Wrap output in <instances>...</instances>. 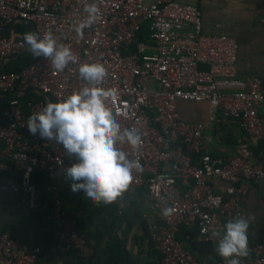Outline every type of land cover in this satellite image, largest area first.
I'll list each match as a JSON object with an SVG mask.
<instances>
[{
  "label": "built area",
  "instance_id": "obj_1",
  "mask_svg": "<svg viewBox=\"0 0 264 264\" xmlns=\"http://www.w3.org/2000/svg\"><path fill=\"white\" fill-rule=\"evenodd\" d=\"M92 2L0 0V191H17L21 209L29 214L40 208L38 175L65 180L75 158L62 145L33 136L27 120L46 106L43 94L58 102L86 86L78 74L81 64L102 63L108 75L101 87L109 93V106L122 128H137L142 134L138 151L121 146L144 169L134 174L125 194L143 188L149 197L140 212L162 264H226L221 257L199 258L177 235L181 226L195 227L199 241L216 243L211 230L222 231L238 216L250 227L254 218L243 213L241 200L252 181L264 179V167L254 159V146L264 138V119L258 113L264 103V78L238 75L236 39L206 31L197 5L180 0H95L100 15L80 36L75 26L86 19L84 8ZM22 21L41 36L51 29L76 60L59 73L42 57L20 70H4L12 61L9 57L28 51L23 34L13 28ZM260 21L264 24V3ZM33 93L43 97L29 96ZM180 100L207 102L209 123H238L244 135L231 156L207 150L206 124L183 119L177 109ZM215 178L226 183L220 192L211 182ZM164 209H170V215H162ZM45 226L52 229L59 254H88L87 237L57 194ZM249 250L241 264H264V217L262 238ZM40 253V246L0 231V264H35Z\"/></svg>",
  "mask_w": 264,
  "mask_h": 264
},
{
  "label": "crops",
  "instance_id": "obj_2",
  "mask_svg": "<svg viewBox=\"0 0 264 264\" xmlns=\"http://www.w3.org/2000/svg\"><path fill=\"white\" fill-rule=\"evenodd\" d=\"M180 1L201 9L206 31H222L236 39L239 45L236 66L240 77L264 78V24L260 21L264 0ZM217 23L222 27L216 28ZM22 26L29 28L25 24L13 28L24 34L27 29ZM29 96L42 95L33 93ZM177 109L183 119L206 124L205 133L209 140L205 146L212 155L228 158L234 153L235 144L244 135L238 123L224 119L209 123L210 107L207 102L180 100ZM258 113L264 119V103L258 107ZM254 155L255 161L264 167V138L259 139L254 146ZM40 178V208L29 214L21 209L17 191H0V231L18 237L29 245L40 246L41 253L35 264H126L125 251L129 254L131 264H162L141 217L140 211L150 202L143 188L124 194L122 199L123 203L131 205L132 211L140 219L139 223L129 213H125L124 220H121L119 201L111 205H97L88 200L83 192L73 193L67 180L56 181L48 176ZM211 182L217 192L226 185L218 178ZM53 186L57 189L53 190ZM55 194L66 211L79 220L80 230L88 238V254L76 251L59 254L56 251L52 229L45 226V216ZM241 208L246 216L254 218L248 229L250 247L262 238L264 179L250 183L248 193L241 200ZM177 236L185 248L201 259L216 260L220 257L215 251L216 243L198 240L195 227L181 226Z\"/></svg>",
  "mask_w": 264,
  "mask_h": 264
},
{
  "label": "clouds",
  "instance_id": "obj_3",
  "mask_svg": "<svg viewBox=\"0 0 264 264\" xmlns=\"http://www.w3.org/2000/svg\"><path fill=\"white\" fill-rule=\"evenodd\" d=\"M84 12L86 19L74 29L80 36L96 23L101 10L93 0ZM23 41L32 56L50 60L58 73L76 60L68 46L58 43L51 29L42 36L38 32L25 33ZM78 74L86 86L31 114L27 128L33 136L62 145L66 154L75 158L64 176L73 193L83 192L97 205H111L124 198L134 174L144 171L139 161L121 148L128 145L133 152L138 151L142 134L137 128H122L109 106V93L101 87L108 75L102 63L81 64ZM170 213V209L162 210L164 216ZM248 229V220L238 216L230 219L222 231L211 230L215 251L226 264H241L242 258L249 255Z\"/></svg>",
  "mask_w": 264,
  "mask_h": 264
},
{
  "label": "water",
  "instance_id": "obj_4",
  "mask_svg": "<svg viewBox=\"0 0 264 264\" xmlns=\"http://www.w3.org/2000/svg\"><path fill=\"white\" fill-rule=\"evenodd\" d=\"M22 22L25 25H27L32 30V32H37L36 29H35V27L32 24L26 23L24 21H22ZM30 54L31 53L28 50L27 52L18 54L16 56H11V57H9V59L21 58V57H25V56L30 55ZM2 66H3V62L1 61L0 62V69L2 68ZM43 96L46 97V99H47L48 102H53V100L49 97L48 94H43ZM0 100H3V98L1 96H0ZM118 201H119V203H121V206L119 207V213H120V216H121V220L122 221L124 220L125 213H129L136 221H138L140 223V219L135 214V212L132 211L131 205L130 204L123 203L122 200H118ZM125 262H126V264H131L130 258H129V254H128L127 251H125Z\"/></svg>",
  "mask_w": 264,
  "mask_h": 264
},
{
  "label": "trees",
  "instance_id": "obj_5",
  "mask_svg": "<svg viewBox=\"0 0 264 264\" xmlns=\"http://www.w3.org/2000/svg\"><path fill=\"white\" fill-rule=\"evenodd\" d=\"M22 27H25V26H22ZM25 29H27L25 33L32 32V30L27 28V27H25ZM139 35L141 36V34H139ZM35 58L36 57H34V56H32V54H30V55H27L25 57L13 59L7 65H5L4 70H13V71L20 70L24 65L32 62ZM40 177H41V175H38V178H37V184L39 186H40V180H41ZM77 229H78V231L80 233H82L81 230H80V222H79V220H77ZM87 240H88V238H87Z\"/></svg>",
  "mask_w": 264,
  "mask_h": 264
},
{
  "label": "rangeland",
  "instance_id": "obj_6",
  "mask_svg": "<svg viewBox=\"0 0 264 264\" xmlns=\"http://www.w3.org/2000/svg\"><path fill=\"white\" fill-rule=\"evenodd\" d=\"M184 101V100H183Z\"/></svg>",
  "mask_w": 264,
  "mask_h": 264
}]
</instances>
